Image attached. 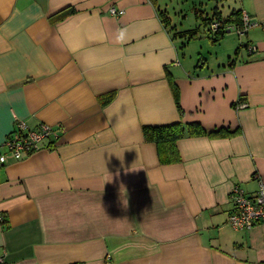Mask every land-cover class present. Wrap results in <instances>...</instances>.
Returning a JSON list of instances; mask_svg holds the SVG:
<instances>
[{
  "label": "crops",
  "instance_id": "obj_1",
  "mask_svg": "<svg viewBox=\"0 0 264 264\" xmlns=\"http://www.w3.org/2000/svg\"><path fill=\"white\" fill-rule=\"evenodd\" d=\"M164 1L0 0V264H264V222L228 220L231 189L264 182V0H211L257 24L253 52L207 66L182 58ZM19 121L57 138L16 160ZM178 121L231 133L161 164L142 126Z\"/></svg>",
  "mask_w": 264,
  "mask_h": 264
},
{
  "label": "trees",
  "instance_id": "obj_2",
  "mask_svg": "<svg viewBox=\"0 0 264 264\" xmlns=\"http://www.w3.org/2000/svg\"><path fill=\"white\" fill-rule=\"evenodd\" d=\"M74 12V9L66 10L61 12L56 16L57 19L63 18L66 15ZM162 20L167 25L168 18L161 12ZM195 16L197 20H200L199 26L188 29L184 32H180V38H184L189 36L193 38L198 34L201 27L203 30L206 31L208 37L210 38L211 42L214 44L219 43L222 38L228 33L229 26H235L236 29H243L244 22H243V11L233 9L229 15L224 17L220 8L215 5L212 7L211 14L204 15V11L202 9L196 8L195 9ZM217 21L219 26L217 28H212V24ZM173 29V28H172ZM249 29L244 30L242 35H245ZM251 45L247 41H241L240 46L236 49V54L239 52L241 47H246L249 49ZM170 86L174 95L175 103L178 109V112L181 117L184 115V110L181 105L180 101V89L175 82L174 78L170 76ZM115 96V92L112 91L104 96H100V99L103 103H109L113 97ZM142 133L144 140L146 142L154 143L157 147L158 158L161 164H171L176 163L181 160L180 152L178 149V140L190 136H202V135H218L224 136L231 133L227 128H219L218 130L208 131L206 130L200 122H189V123H182L181 121L173 122L169 124H162V125H143L142 126Z\"/></svg>",
  "mask_w": 264,
  "mask_h": 264
},
{
  "label": "built area",
  "instance_id": "obj_3",
  "mask_svg": "<svg viewBox=\"0 0 264 264\" xmlns=\"http://www.w3.org/2000/svg\"><path fill=\"white\" fill-rule=\"evenodd\" d=\"M111 14L122 15L125 11L111 7ZM243 29H236L235 26H229V30L236 31L242 35L244 30L257 24L250 19V16L243 12ZM219 23L215 21L212 28H217ZM255 48L249 47V51L253 52ZM247 106L246 102H241L240 107ZM56 130L45 123L37 127L29 126L25 121H19L15 129L7 136L5 145L7 146L10 155L18 160L25 154L32 153L40 148L41 144L46 139H56ZM6 152L0 149V164L7 161ZM232 202V210L229 214L230 224L237 230H248L259 222H264V182H261L258 190L253 193H247L240 186H234L229 194ZM4 260V256L0 254V262Z\"/></svg>",
  "mask_w": 264,
  "mask_h": 264
},
{
  "label": "rangeland",
  "instance_id": "obj_4",
  "mask_svg": "<svg viewBox=\"0 0 264 264\" xmlns=\"http://www.w3.org/2000/svg\"><path fill=\"white\" fill-rule=\"evenodd\" d=\"M164 3L172 19V27L176 26L178 30H188L199 26L200 20H197L195 16V9H202L204 15H207L211 14L212 7L215 5V1L211 0H165ZM219 5V8L225 13L223 14L224 17L229 15L232 11L227 4L224 6H222V4ZM243 39V37H239L231 30L226 34L225 39L222 40L220 45L214 44L211 42L206 31L203 30V27H201L196 36L193 38L189 36L178 38L177 43L179 45H181V43L184 44V46H182L184 52L182 58H186L187 62L193 60L197 63L199 58L202 57L205 59L207 66V64L220 63L222 59L227 60L228 53H235L236 49L240 46V42L244 41ZM240 49L243 52L246 50L245 47H241Z\"/></svg>",
  "mask_w": 264,
  "mask_h": 264
}]
</instances>
